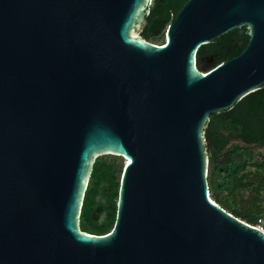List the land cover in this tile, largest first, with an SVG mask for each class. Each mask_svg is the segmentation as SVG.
<instances>
[{"label": "water", "instance_id": "1", "mask_svg": "<svg viewBox=\"0 0 264 264\" xmlns=\"http://www.w3.org/2000/svg\"><path fill=\"white\" fill-rule=\"evenodd\" d=\"M151 2L0 0V264H264V231L211 199L205 142L264 85V0H187L162 45L140 35ZM243 27L241 53L201 72L198 50ZM102 156L124 163L93 235Z\"/></svg>", "mask_w": 264, "mask_h": 264}, {"label": "trees", "instance_id": "2", "mask_svg": "<svg viewBox=\"0 0 264 264\" xmlns=\"http://www.w3.org/2000/svg\"><path fill=\"white\" fill-rule=\"evenodd\" d=\"M186 1L152 0L140 35L152 44L162 45L168 25ZM240 30L241 35L239 30H233L198 50L197 67L201 72L241 53L248 36L245 27ZM238 42L243 43L239 48L235 46ZM229 49L230 54H226ZM233 138L256 146L226 148ZM205 142L211 199L236 218L256 226L264 219V86L231 109L211 114ZM117 158L102 156L94 163L80 214L83 232L104 235L113 228L121 175ZM98 206L106 214L95 220L91 215Z\"/></svg>", "mask_w": 264, "mask_h": 264}, {"label": "flooded vegetation", "instance_id": "3", "mask_svg": "<svg viewBox=\"0 0 264 264\" xmlns=\"http://www.w3.org/2000/svg\"><path fill=\"white\" fill-rule=\"evenodd\" d=\"M240 43L241 42L236 43L235 46L237 48L240 47L241 46ZM226 54H230V49L226 52ZM105 214H106V212L105 211L104 212L102 211L101 206H98V207L95 208L94 213L91 215V218L92 219H95V220H97L98 218L103 219L105 217ZM98 215H100V216L98 217Z\"/></svg>", "mask_w": 264, "mask_h": 264}, {"label": "rangeland", "instance_id": "4", "mask_svg": "<svg viewBox=\"0 0 264 264\" xmlns=\"http://www.w3.org/2000/svg\"><path fill=\"white\" fill-rule=\"evenodd\" d=\"M164 41H165V36H164ZM117 160H118V163H119V169H120V174H121L123 163H124V159L117 158ZM263 228H264V225H263Z\"/></svg>", "mask_w": 264, "mask_h": 264}, {"label": "built area", "instance_id": "5", "mask_svg": "<svg viewBox=\"0 0 264 264\" xmlns=\"http://www.w3.org/2000/svg\"><path fill=\"white\" fill-rule=\"evenodd\" d=\"M263 225H264V219L259 220L258 224L255 227L264 231Z\"/></svg>", "mask_w": 264, "mask_h": 264}]
</instances>
